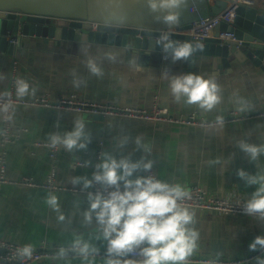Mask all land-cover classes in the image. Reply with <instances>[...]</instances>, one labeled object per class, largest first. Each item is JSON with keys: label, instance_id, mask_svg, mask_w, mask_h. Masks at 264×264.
I'll return each mask as SVG.
<instances>
[{"label": "crops", "instance_id": "obj_1", "mask_svg": "<svg viewBox=\"0 0 264 264\" xmlns=\"http://www.w3.org/2000/svg\"><path fill=\"white\" fill-rule=\"evenodd\" d=\"M256 2L262 4L264 0ZM228 5L219 1L216 7L211 8L215 14ZM18 40L19 45L16 43L13 54L0 51V75L3 76L0 79L1 98L11 93L13 80L22 78L36 89L35 95L30 92L22 100H34L44 95H50L53 100L75 96L83 101L145 110H151L156 103L172 115L196 112L208 121H215L217 116L225 118L232 111L254 117L203 128L117 117L94 120L95 115L90 114L15 105L12 107L13 124L15 128L27 131L6 147L5 178L9 181L31 178L37 183H45L50 172L49 149L38 144L50 142L49 137L53 133L63 135L73 130L74 120L83 118L92 143L86 151L73 153L60 147L56 177L60 188L80 189L71 184L72 178H91L101 153L108 152L117 158L130 155L134 161L146 157L154 162L151 174L155 178L180 184L188 191L201 183L215 197L239 201L248 200L256 190V186L248 187L237 175L240 169L251 174L264 170V155L258 161L249 163L238 148L241 140L264 144V71L250 61L240 64L231 57L230 68H214L213 58L202 55L195 56L190 66L189 62L173 64L171 60L166 61L162 52L138 53L118 46L57 42L36 36L19 35ZM82 44L89 46L90 54L98 59H102L103 52L114 51L119 54L120 62L113 64L103 60V77L92 76L83 63ZM134 56L140 58L144 71L136 72L129 68L128 60ZM73 70L87 81L86 86L79 89L73 87ZM165 71L172 75L193 73L205 79L215 77L221 89L222 102L212 112H202L194 105L177 104L171 95L169 81L162 77ZM240 98L247 101L248 110L245 112L238 111L237 100ZM2 113L0 111V133ZM125 137L128 143L121 148L120 141ZM137 137L151 148L150 154L136 149ZM216 159H220L221 163L209 164ZM49 194L59 198L61 210L66 216L62 223L45 203ZM87 207L85 194L0 184V240L39 247L42 243L48 246L70 245L79 235L103 253L106 244L95 239L94 226L89 228L82 223V212ZM195 213L194 227L200 233V240L194 255L240 259L258 253L250 251L249 245L257 236L264 235V223L245 215H223L201 210ZM96 263H104V260H96Z\"/></svg>", "mask_w": 264, "mask_h": 264}, {"label": "clouds", "instance_id": "obj_2", "mask_svg": "<svg viewBox=\"0 0 264 264\" xmlns=\"http://www.w3.org/2000/svg\"><path fill=\"white\" fill-rule=\"evenodd\" d=\"M146 3L151 13L158 14L157 20L170 29L180 24L186 0H146ZM156 43L164 59L171 60L173 64L181 61L187 63L196 52L203 51V44L174 41L163 32ZM80 50L85 57L83 63L88 73L97 78L104 75L103 60L113 64L120 62L119 54L111 50L103 52L102 59L91 55L87 45L82 44ZM139 59L134 56L128 60L131 70L144 71ZM71 75L74 88L86 86L87 81L75 70ZM162 77L169 81L171 95L177 104L194 105L202 112H212L222 102L221 89L215 77L205 79L193 73L172 75L167 71L162 72ZM0 79H3L2 75ZM30 92L35 95L36 89L22 78L15 79L18 99H23ZM5 95L10 96V93ZM237 103L238 111L248 110L244 99H238ZM9 108L10 103L5 104L0 111L6 113ZM73 123V130L63 135L51 134L48 146L53 149L60 146L69 153L86 151L92 143L91 134L86 131L83 118H76ZM215 123L222 126L224 117L217 116ZM127 143L128 138L125 137L119 146L123 148ZM135 145L137 150L151 153V148L143 144L140 137L135 139ZM238 148L249 163L258 161L264 155V144L241 140ZM220 163V159L209 161L210 165ZM153 166L154 162L146 157L134 161L130 155L117 158L103 152L91 178H72L71 184L74 187L79 186L81 191L87 192L88 207L82 212V223L85 227L94 226L95 239L105 242L104 264H190V258L198 250L200 233L194 227L196 213L184 203L191 199L189 191L180 184H170L147 175ZM237 175L248 187L256 186V190L243 205L244 214L264 223V170L251 174L240 169ZM45 203L57 214L58 222L66 220L55 194H49ZM249 250L262 253L253 258V264H264V235L257 236L249 245ZM33 252V245L26 244L17 248L15 255L22 261L31 260ZM99 255L100 249L96 245L77 235L68 247L59 248L55 258L64 264H73V260H79L80 264H96ZM206 264L218 262L208 260Z\"/></svg>", "mask_w": 264, "mask_h": 264}, {"label": "water", "instance_id": "obj_3", "mask_svg": "<svg viewBox=\"0 0 264 264\" xmlns=\"http://www.w3.org/2000/svg\"><path fill=\"white\" fill-rule=\"evenodd\" d=\"M217 13L209 0H186L180 24L169 29L157 20L158 14L149 11L146 0H0V51L13 54L21 35L149 54L162 52L156 41L163 32L174 41L203 44V51L194 54L190 66L195 56L203 55L213 58L214 68H230L229 58L233 57L240 64L250 61L264 71V3L238 4L233 23H221L202 41L191 40V24ZM93 119L103 117L95 115Z\"/></svg>", "mask_w": 264, "mask_h": 264}, {"label": "built area", "instance_id": "obj_4", "mask_svg": "<svg viewBox=\"0 0 264 264\" xmlns=\"http://www.w3.org/2000/svg\"><path fill=\"white\" fill-rule=\"evenodd\" d=\"M219 1H224L228 7L222 11H219L214 17L191 24L189 29V36L191 40L202 41L205 38L210 37L213 34L215 27L221 23L230 24L234 22L235 10L238 4H244L252 6L256 0H211V7L217 6ZM210 2V0H209ZM97 25L92 26V30L95 31ZM224 38V35L221 36ZM15 43V41H14ZM15 80L11 84L10 96L0 97V108H3L5 104L10 103L8 112L2 113V130L0 133V184H14L20 187L29 188H41L49 191L66 190L73 193H80L87 195V192L80 189H63L57 186L56 177L58 170V158L60 153V146L53 149L49 147V143H39L38 145H44L49 149L50 158V172L47 176L45 183H37L31 178H23L17 181H9L5 178L7 168V145L15 141L17 137L24 131V128H15L12 120V107L15 105L29 106V107H43L50 108L59 111H74L77 113L99 115L103 118L117 117L127 119H140L146 121L162 122L168 124L177 125H189L197 127H212L217 126L215 121H208L197 114L190 115L189 117H183L181 115H172L166 109L160 108L158 104H154L151 110L138 109L132 107H120L107 103H95L89 101H83L75 96L68 98H61L53 100L50 95H44L43 97L36 98L34 100H22L18 99L15 95ZM261 115V114H259ZM264 115V113L262 114ZM11 117L8 119L7 117ZM254 117V115L240 114L236 111L230 112L224 118V124L231 122H240ZM148 175H152L151 173ZM154 176V175H152ZM99 188V186H96ZM96 189H89V191H95ZM191 199L186 200L184 203L194 211H211L223 215H245L242 208L247 200L233 201L224 198H218L211 195L204 184H197L189 190ZM246 216V215H245ZM24 245H18L14 243H8L0 240V264H64L63 261L55 258L56 253L60 247H68L69 245H54L48 246L46 243H42L39 247H34V252L31 260H20L16 257V249L23 247ZM104 253H100L97 257L98 261L104 260ZM258 251L255 255L240 258V259H225L217 256L206 255H193L190 258V264H206L208 260H216L218 264H253V258L261 255ZM79 262V260H73V263Z\"/></svg>", "mask_w": 264, "mask_h": 264}, {"label": "rangeland", "instance_id": "obj_5", "mask_svg": "<svg viewBox=\"0 0 264 264\" xmlns=\"http://www.w3.org/2000/svg\"><path fill=\"white\" fill-rule=\"evenodd\" d=\"M160 107V106H159ZM133 108V107H132ZM160 108H162V107H160ZM167 110V109H166ZM168 111V110H167ZM169 112V111H168ZM193 114H196V112L195 113H191V114H178V115H181V116H183V117H189L190 115H193ZM25 129V128H24ZM20 137V136H19ZM19 137H17L16 139H15V141H17L18 139H19ZM234 201V200H233ZM196 255H205V254H196ZM206 256H216V255H206ZM217 257H223V258H225V259H232L231 257H224V256H217ZM236 259H238V258H236Z\"/></svg>", "mask_w": 264, "mask_h": 264}]
</instances>
